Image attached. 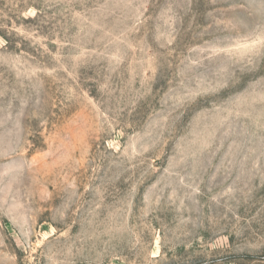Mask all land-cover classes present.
<instances>
[{"label": "rangeland", "instance_id": "1", "mask_svg": "<svg viewBox=\"0 0 264 264\" xmlns=\"http://www.w3.org/2000/svg\"><path fill=\"white\" fill-rule=\"evenodd\" d=\"M0 264H264V0H0Z\"/></svg>", "mask_w": 264, "mask_h": 264}]
</instances>
